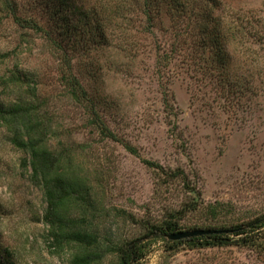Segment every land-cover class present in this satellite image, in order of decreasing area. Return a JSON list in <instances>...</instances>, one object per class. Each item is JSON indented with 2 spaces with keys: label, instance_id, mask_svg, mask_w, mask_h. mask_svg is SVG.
Here are the masks:
<instances>
[{
  "label": "rangeland",
  "instance_id": "374dc122",
  "mask_svg": "<svg viewBox=\"0 0 264 264\" xmlns=\"http://www.w3.org/2000/svg\"><path fill=\"white\" fill-rule=\"evenodd\" d=\"M216 1L232 80L210 69L213 32L202 37L201 22L210 31L217 23L197 15L205 1L174 16L155 15L141 0H70L60 20L50 16L49 0H0V100L37 86L47 145L68 152L79 188L71 215L101 242L94 264H117V244L148 234L143 264H264V248L173 249L151 232L173 216L187 230L264 218V0ZM94 16L107 23L95 43L77 45L72 35L64 44L76 47L65 51L24 21L58 36L83 33ZM12 71L25 83L7 81ZM72 74L95 107L73 95ZM26 156L0 126V264H68L78 246L51 250L46 198Z\"/></svg>",
  "mask_w": 264,
  "mask_h": 264
},
{
  "label": "trees",
  "instance_id": "16d2710c",
  "mask_svg": "<svg viewBox=\"0 0 264 264\" xmlns=\"http://www.w3.org/2000/svg\"><path fill=\"white\" fill-rule=\"evenodd\" d=\"M50 16L52 18H59L63 20V13L69 9L70 0H49ZM144 7L154 9L155 15H160L167 9L168 14L184 15L191 9H195L197 4L205 1L204 13L200 10V18L208 19L209 21L216 22L214 30H209V23H202L201 28L203 31L202 37L209 38L211 32L212 38L208 42L212 45L211 58L208 59L210 69L218 71V74L224 76L222 80H232L227 76L229 67L227 65L229 55L226 50L224 41H220L223 37L219 29L218 17H214L212 12L217 7L216 0H141ZM125 3H128L125 0ZM94 5V4H93ZM95 12V8L93 9ZM149 12V11H148ZM87 15L90 11L84 12ZM146 13V10H145ZM119 16L118 13L115 12ZM195 14V13H194ZM19 19V17H17ZM89 18V17H87ZM86 18V19H87ZM92 25L88 30L83 33H78L72 27V30L58 31V36H54L52 31L48 32L46 28L40 25L36 20H24L28 23L29 27L35 28L40 32H45V38L50 41L57 49L64 50L63 47L67 45L71 48L76 47L74 44H64L72 40V35H77L76 44L80 45L81 39L91 45L90 42L95 43L97 33L100 34L101 28L106 27V22L101 25L98 20L101 19L97 16L92 17ZM28 21V22H27ZM59 22V20H57ZM65 21V20H64ZM104 25V26H103ZM218 27V28H217ZM234 29L236 26H231ZM107 29V28H105ZM238 28L233 32H237ZM106 33V32H105ZM103 37L104 34H101ZM204 39V38H203ZM206 39V38H205ZM90 51V49H88ZM65 51V50H64ZM66 61L71 63V58L66 57ZM27 77V76H26ZM67 83L74 96L81 95L89 103L95 107V100L89 92L85 89L83 83L72 74ZM22 80L26 78L18 74L17 71H12L8 76L7 81H12L16 84L25 83ZM238 80V79H236ZM235 85V84H234ZM17 86V85H16ZM77 90H81L78 93ZM27 96V97H26ZM42 102L39 99L38 88L29 92V95H23L14 100H0V126L7 129L10 141L17 146L20 150L25 152L27 156L24 158L27 168L30 170V177L36 184L40 185L43 189L47 206L44 212V222L47 226V238L51 250L55 253H60L67 244L75 243L78 250L74 251L69 258L68 264H94L103 257V252L100 250L101 242L97 233L89 228H81L76 219L71 215V206L76 194L78 193L76 179L71 175L68 170L69 154L65 152L53 151L47 145V129L44 126ZM99 116V113H95ZM95 123L99 125L102 133H109L108 127L101 118H94ZM264 218H258L248 224H235L231 227L220 230L222 232L203 234L191 236L178 240L168 239L167 235L179 231L187 230L179 222L177 217H172L165 220L162 224L154 226V237L156 239L163 238L170 244V247L175 249L180 245L185 244L192 248L195 247H208L216 245H238L247 246L251 248H264ZM202 227H195L200 229ZM218 229L210 227V229ZM156 234V235H155ZM150 238L148 236L137 237L128 241L127 243L117 244L115 253L118 255L117 264H143V259L146 253L147 243L144 241ZM11 264H15L11 261Z\"/></svg>",
  "mask_w": 264,
  "mask_h": 264
},
{
  "label": "water",
  "instance_id": "95a60500",
  "mask_svg": "<svg viewBox=\"0 0 264 264\" xmlns=\"http://www.w3.org/2000/svg\"><path fill=\"white\" fill-rule=\"evenodd\" d=\"M222 232L220 229H192V230H183L176 233L168 234V237L172 240H178L182 238H187L191 236L203 235V234H210V233H218Z\"/></svg>",
  "mask_w": 264,
  "mask_h": 264
}]
</instances>
